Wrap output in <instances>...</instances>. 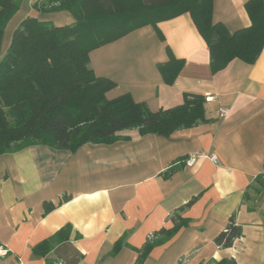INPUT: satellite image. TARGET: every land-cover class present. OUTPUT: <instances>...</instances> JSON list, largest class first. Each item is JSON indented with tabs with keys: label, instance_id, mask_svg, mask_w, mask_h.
Wrapping results in <instances>:
<instances>
[{
	"label": "crops",
	"instance_id": "0c3cea01",
	"mask_svg": "<svg viewBox=\"0 0 264 264\" xmlns=\"http://www.w3.org/2000/svg\"><path fill=\"white\" fill-rule=\"evenodd\" d=\"M37 1H23L7 27L3 52L10 29L27 17L58 27L75 22L68 12L40 15L33 9ZM248 1L214 0V23L231 33L248 28ZM158 29L163 40L149 25L90 54L95 75L116 84L107 99L130 95L158 112L183 104L184 94L203 95L209 121L168 137L126 131L121 135L130 140L85 144L74 153L33 146L1 156L0 264H47L33 248L67 225L70 240L50 259L136 264L137 250L154 233L173 228L171 216L181 208L189 226L155 247L144 264H264V49L253 65L234 60L213 74L208 45L189 13ZM168 50L185 61L173 85L158 68L169 62ZM196 154L195 164L187 165ZM209 154L218 164L204 156ZM47 203L55 206L48 214ZM231 220L242 237L221 248L215 241Z\"/></svg>",
	"mask_w": 264,
	"mask_h": 264
},
{
	"label": "trees",
	"instance_id": "16d2710c",
	"mask_svg": "<svg viewBox=\"0 0 264 264\" xmlns=\"http://www.w3.org/2000/svg\"><path fill=\"white\" fill-rule=\"evenodd\" d=\"M23 1L0 0V157L33 146L74 153L85 144L130 140L121 135L126 131L168 137L207 123V98L203 95L184 94L183 104L158 112L136 103L130 95L107 99L116 84L95 75L90 54L137 29L151 25L163 40L158 24L189 13L208 45L213 74L234 60L253 65L264 49V0L246 3L251 26L235 33L214 23V0H38L33 9L40 15L68 12L75 22L58 27L27 17L3 52L7 27ZM168 53L169 62L158 68L164 82L173 85L185 61L176 59L170 50ZM54 209L51 203L45 205L46 214ZM184 209L171 216L173 228L154 233L137 250L136 264H144L155 247L189 226L190 221L180 215ZM72 231L71 225L65 226L36 245L33 256L46 258L47 264H61L49 255L70 240ZM242 234V228L231 220L215 243L230 248ZM121 247L122 242L117 243L113 253ZM213 264L237 263L224 260Z\"/></svg>",
	"mask_w": 264,
	"mask_h": 264
},
{
	"label": "built area",
	"instance_id": "2783aa9c",
	"mask_svg": "<svg viewBox=\"0 0 264 264\" xmlns=\"http://www.w3.org/2000/svg\"><path fill=\"white\" fill-rule=\"evenodd\" d=\"M226 115H227V111H226V110H223V111L220 112V117H221V118L226 117ZM199 156H201V155L196 154V155L191 156V157L186 161L187 165H189V166H193V165L195 164V162H196V159H197ZM204 156L210 158L211 161H213L214 164H218V158L216 157V155H214V154H209V155H204Z\"/></svg>",
	"mask_w": 264,
	"mask_h": 264
},
{
	"label": "rangeland",
	"instance_id": "374dc122",
	"mask_svg": "<svg viewBox=\"0 0 264 264\" xmlns=\"http://www.w3.org/2000/svg\"><path fill=\"white\" fill-rule=\"evenodd\" d=\"M25 3L27 4L28 3V0H25ZM12 29V28H11ZM11 29H10V32H9V34L11 35V37H13V34H14V32H15V30L17 29H15L14 31H11ZM10 37V39H11V41H12V38ZM11 44V43H10Z\"/></svg>",
	"mask_w": 264,
	"mask_h": 264
}]
</instances>
